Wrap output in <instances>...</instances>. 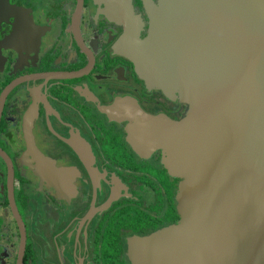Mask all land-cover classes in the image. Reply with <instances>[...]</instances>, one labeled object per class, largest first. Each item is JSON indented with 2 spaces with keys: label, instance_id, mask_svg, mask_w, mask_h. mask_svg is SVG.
<instances>
[{
  "label": "flooded vegetation",
  "instance_id": "af4514ba",
  "mask_svg": "<svg viewBox=\"0 0 264 264\" xmlns=\"http://www.w3.org/2000/svg\"><path fill=\"white\" fill-rule=\"evenodd\" d=\"M0 24V264H133L179 220L178 180L129 132L183 119L123 55L127 0H9ZM130 0L142 40L147 7ZM123 13V14H122ZM25 15V16H24ZM3 45V47H2Z\"/></svg>",
  "mask_w": 264,
  "mask_h": 264
},
{
  "label": "water",
  "instance_id": "95a60500",
  "mask_svg": "<svg viewBox=\"0 0 264 264\" xmlns=\"http://www.w3.org/2000/svg\"><path fill=\"white\" fill-rule=\"evenodd\" d=\"M127 2L123 55L188 105L129 132L140 153L161 151L179 216L132 247V263L264 264V0H157L142 40ZM14 14L0 0V24Z\"/></svg>",
  "mask_w": 264,
  "mask_h": 264
}]
</instances>
